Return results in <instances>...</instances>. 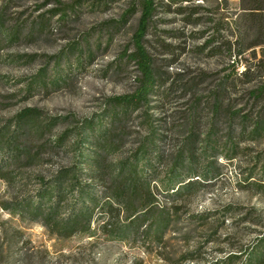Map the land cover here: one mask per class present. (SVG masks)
<instances>
[{"label": "rangeland", "instance_id": "374dc122", "mask_svg": "<svg viewBox=\"0 0 264 264\" xmlns=\"http://www.w3.org/2000/svg\"><path fill=\"white\" fill-rule=\"evenodd\" d=\"M141 2L0 0V125L36 108L51 122V141L65 138L71 147L72 135L97 124L112 98L134 94L141 75L124 54L134 52ZM155 3L145 46L159 78L148 110L160 148L176 152L192 133L197 171L212 164L221 176L179 204L182 231L161 242L112 238L116 228L101 231L106 219L98 211L96 236L61 238L2 207L15 193H34L37 176L50 178L69 164L72 154L51 151L37 168L21 170L13 187L0 179V264H223L230 255L241 264L264 240V132L256 140L252 126L241 134L239 119H264V96L253 98L264 83V46L251 48L264 36L239 17L238 0ZM39 80L48 87L30 89ZM232 113L239 114L234 121ZM138 114L123 155L143 136Z\"/></svg>", "mask_w": 264, "mask_h": 264}, {"label": "trees", "instance_id": "16d2710c", "mask_svg": "<svg viewBox=\"0 0 264 264\" xmlns=\"http://www.w3.org/2000/svg\"><path fill=\"white\" fill-rule=\"evenodd\" d=\"M239 11V17L254 22L264 36V0H240ZM156 12L155 0H142L133 38L134 52L129 54L127 50L124 54V58L138 66L141 77L137 90L131 95L112 98L97 124L85 123L72 135L75 141L71 147L65 138L51 141V122L45 124L36 108H25L2 122L0 179L9 187L16 185L21 170L37 168L42 155H50L51 151L72 154L69 164L52 177H36L39 188L34 193H15L3 203V209L10 215L28 224H39L61 238L96 236L93 225L97 211L106 219L101 231L109 234L110 228H116L109 235L112 238L140 244L149 240L161 242L170 231L181 233L179 204L207 188L221 173L212 164L197 171V160L191 150L197 138L192 133L176 152L165 153L160 148L164 140L156 132L148 110L159 78L145 46ZM3 24L6 21L0 16V26ZM19 36L18 30L13 38ZM260 46L264 42L251 48ZM243 54L244 50L240 49L237 56ZM35 85L48 87L46 81L39 80L30 89L36 88ZM253 94L255 99L263 97L264 83ZM215 108L217 112L220 110L217 104ZM137 111L143 136L132 152L123 155L120 146L130 133L129 123ZM238 116L232 113V121ZM239 119L245 125L241 134L245 135L252 126L249 136L256 140L264 132V119L252 123L248 116ZM116 219L119 225L114 223ZM241 260L238 255H230L223 264H237ZM241 264H264V240Z\"/></svg>", "mask_w": 264, "mask_h": 264}, {"label": "crops", "instance_id": "0c3cea01", "mask_svg": "<svg viewBox=\"0 0 264 264\" xmlns=\"http://www.w3.org/2000/svg\"><path fill=\"white\" fill-rule=\"evenodd\" d=\"M238 2H240V0H238Z\"/></svg>", "mask_w": 264, "mask_h": 264}]
</instances>
